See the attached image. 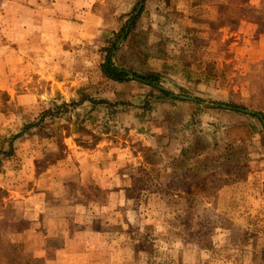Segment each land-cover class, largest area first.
Wrapping results in <instances>:
<instances>
[{
    "label": "rangeland",
    "instance_id": "rangeland-1",
    "mask_svg": "<svg viewBox=\"0 0 264 264\" xmlns=\"http://www.w3.org/2000/svg\"><path fill=\"white\" fill-rule=\"evenodd\" d=\"M141 1L115 0L126 13L108 49L115 65L119 59L142 75L160 71L159 87L169 96L128 81L116 88L120 95L140 93L143 102L111 103L102 94L116 89L107 82L91 94L97 98L84 94L69 104L22 109L0 92V149L8 150L10 139L23 132L0 172V242L22 244L45 264H134L120 246L123 235L128 241L137 231L141 251L135 264H264V125L258 117H264V0H232L231 20L197 26L203 29L197 47L218 64L212 76L194 74L190 62L145 59L129 48L124 29L139 15L144 34L138 48L148 40L160 43L152 52L165 48L180 55L183 47L184 34L159 14L160 0H143L137 14ZM103 132L108 138L102 143L110 146L97 151ZM125 145L130 152L121 157L116 149ZM83 163L107 166V179L127 185L131 203L114 204L117 214L109 216L82 213L85 219L72 206L62 210L63 194L71 204L109 202L90 165L81 176ZM252 223L260 234L255 242L243 236Z\"/></svg>",
    "mask_w": 264,
    "mask_h": 264
},
{
    "label": "crops",
    "instance_id": "crops-1",
    "mask_svg": "<svg viewBox=\"0 0 264 264\" xmlns=\"http://www.w3.org/2000/svg\"><path fill=\"white\" fill-rule=\"evenodd\" d=\"M124 13L126 11L115 0H0V92H7L18 107L26 109L49 108L79 101L84 94L96 93L95 90L107 82L114 84L115 89L121 88L118 82L103 76L100 66L107 55L108 39L122 27L121 16ZM138 86L146 87L144 84ZM121 90L104 93L103 98L111 103L127 100L125 102L129 105L142 103L145 98L140 93H133L123 99ZM98 96L93 94L91 98ZM83 103L86 106L91 104ZM125 110L127 108L124 107ZM101 137L96 145L97 151L100 146L104 149L110 146L102 143L108 135L103 132ZM123 142L129 145L127 141ZM116 150L121 157L130 152L128 146L117 147ZM89 165H80L81 172H85L81 176L84 177L91 166L97 173V186L108 191L110 198L106 206L93 200L77 199L72 207V211L80 215L77 218L85 219L81 214L91 212L117 214L119 204L131 203L127 196V185L125 187L115 179H107V166ZM111 168L115 169L116 166ZM63 182L62 188L70 182L69 175ZM61 199L65 200L63 203L58 199L62 210L71 208L73 202L71 204L64 194ZM101 215L95 218L100 219ZM121 252L132 263L127 250ZM119 258L123 259L122 256Z\"/></svg>",
    "mask_w": 264,
    "mask_h": 264
},
{
    "label": "trees",
    "instance_id": "trees-1",
    "mask_svg": "<svg viewBox=\"0 0 264 264\" xmlns=\"http://www.w3.org/2000/svg\"><path fill=\"white\" fill-rule=\"evenodd\" d=\"M228 3H233L232 0H183V2H179V0H160V6L158 7L159 14L163 17H166L165 21L167 23H172L173 27L179 31V33L183 37V47H180V55L176 54L177 52H170L168 49H160L152 52V47H156L157 45H150L147 41L143 43L144 49L138 48L137 44L140 42L137 41L140 34H144L143 31L139 28L138 19L132 18L129 26L124 29V33L126 34L127 45L129 44V48L131 50H135L136 55L143 57L145 59L153 58L160 61L170 60H183L185 63L190 62V66L193 69L194 74L202 75L209 73L211 76L217 74V62L213 59V57L207 58L205 53L197 47V41L199 39V33H202L203 29L201 27L197 28L198 25L203 24H213L216 22L223 23L224 21L231 20L230 16V8ZM249 9L254 10V8L250 7L249 4H245ZM144 9H142L143 11ZM242 12L247 11L246 8L241 9ZM262 10V9H261ZM260 10V11H261ZM192 24V25H190ZM195 27H192L194 26ZM126 31V32H125ZM136 38V39H134ZM129 41V42H128ZM171 44V41H169ZM175 43V42H172ZM162 47V46H161ZM147 48V49H146ZM121 50V49H120ZM119 50V51H120ZM106 58L105 61L101 64V72L103 76H105L108 80L124 83V82H138L150 87L151 90L159 91L163 94L169 96L170 93L161 89L159 87L161 81L160 71L150 68L151 70L147 72H143L139 74L135 72L134 69H127L124 65H120L119 62L115 65L114 61V52L111 49L106 50ZM132 73L134 76L132 77ZM139 80V81H137ZM85 100V98H84ZM84 100H81L84 101ZM80 103L76 102L72 104L73 106H77ZM238 113H242L237 111ZM251 117H257V115H249ZM23 135V132L14 135L10 140L9 149L4 150L0 149V172L3 171V163L4 158H11L15 155V148L13 143L15 140L19 139ZM200 143V142H198ZM74 202H77L75 200ZM74 207L73 205H71ZM105 216H109V214L104 213ZM107 221H105L106 223ZM253 230L247 229L244 231L243 236L247 237L249 240L258 241L260 238V234L257 230V224L252 223ZM251 226V227H252ZM131 231V230H130ZM129 233L131 234V232ZM125 233L128 231H124ZM133 232V231H132ZM264 232V231H263ZM134 236L126 241V236L123 235V240L120 248L127 250L129 258L134 262L139 261V252L141 251V246L139 245V239L137 238V231H134ZM130 236V235H129ZM49 246H53L51 244V240L48 241ZM149 249V248H148ZM147 254L150 253V249L146 250ZM261 254L264 261V245L263 249H261ZM0 264H45V259L36 258L33 255L26 252L25 248L22 244L10 242L8 240H4L0 242ZM139 264V263H136ZM175 264H196V263H186L185 260H176ZM197 264H202L201 259H199Z\"/></svg>",
    "mask_w": 264,
    "mask_h": 264
},
{
    "label": "water",
    "instance_id": "water-1",
    "mask_svg": "<svg viewBox=\"0 0 264 264\" xmlns=\"http://www.w3.org/2000/svg\"><path fill=\"white\" fill-rule=\"evenodd\" d=\"M142 6H143V0L141 1V3H140V6L138 7V10H137V14L141 11V9H142ZM182 98H185V97H182ZM192 101H196L197 102V100L196 99H191ZM223 107V108H226V109H232V108H230V107H228V106H226V105H215V107ZM242 112H245V113H247V114H250V115H257L254 111H251V110H242ZM258 117L261 119V121H262V123H263V125H264V117L262 116V115H258Z\"/></svg>",
    "mask_w": 264,
    "mask_h": 264
}]
</instances>
